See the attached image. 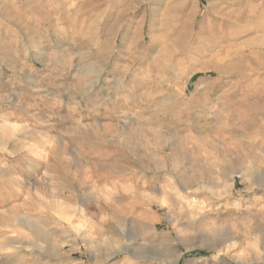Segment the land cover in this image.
<instances>
[{"label": "rangeland", "instance_id": "374dc122", "mask_svg": "<svg viewBox=\"0 0 264 264\" xmlns=\"http://www.w3.org/2000/svg\"><path fill=\"white\" fill-rule=\"evenodd\" d=\"M0 264H264V0H0Z\"/></svg>", "mask_w": 264, "mask_h": 264}, {"label": "bare ground", "instance_id": "6f19581e", "mask_svg": "<svg viewBox=\"0 0 264 264\" xmlns=\"http://www.w3.org/2000/svg\"><path fill=\"white\" fill-rule=\"evenodd\" d=\"M9 130H7V132H8ZM21 131V130H20ZM22 133H23V130H22ZM6 139H7V137H6ZM60 207V206H59ZM19 232V231H18ZM130 246H132V245H130ZM131 250V249H130Z\"/></svg>", "mask_w": 264, "mask_h": 264}]
</instances>
